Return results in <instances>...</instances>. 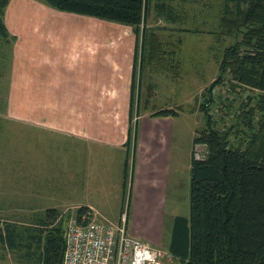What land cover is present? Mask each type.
Wrapping results in <instances>:
<instances>
[{
	"label": "crops",
	"instance_id": "obj_1",
	"mask_svg": "<svg viewBox=\"0 0 264 264\" xmlns=\"http://www.w3.org/2000/svg\"><path fill=\"white\" fill-rule=\"evenodd\" d=\"M3 21L13 38L9 41H12L11 66L5 89L8 119L27 132L28 139L29 135H36L37 149L51 147L59 136H66L74 149L82 147L83 152L88 153L86 157H92L84 173L85 181L78 186L74 177L77 170L71 165L59 192L63 191L71 200L82 187L85 203L73 205L75 209L91 210L99 223L112 222L98 207L119 201L125 189V160V167L128 164L124 154L131 145L132 210L145 223L162 222L163 218L164 223H170L167 242L158 243L155 248L171 253L173 222L177 217L189 216L175 210L165 218L163 212L167 200L175 203L184 200L185 203L195 135L191 137L188 159L184 160V166H179L169 149L179 115L167 117L146 113L167 111L166 93L162 95L156 89L153 99L161 95L157 99L159 107L156 104L151 107L154 105L152 98L146 97L140 102V92L136 91L140 85L139 71L141 69L143 74L145 67L151 69L156 57H147L151 43L145 44L144 49L143 44H137L131 27L58 12L39 0H9ZM138 51L145 60L140 62L135 54ZM141 110L144 115L140 114L134 130L130 123L132 112ZM116 153L119 155L117 166L122 168V183H106L107 187L101 183L97 185L93 177L110 171ZM48 156L52 160L53 153L49 151ZM28 165V162L21 165L23 171ZM91 165L94 166L92 170ZM36 172L39 174V169ZM43 175L49 176V172ZM54 176L50 174L47 179L49 187V180H54ZM23 185L26 193L31 192L27 180ZM42 186L36 185L33 190L39 192ZM60 196L51 206L59 212L58 207H67L63 205L66 200H60ZM50 201L54 202V198ZM173 258L181 264L178 258Z\"/></svg>",
	"mask_w": 264,
	"mask_h": 264
},
{
	"label": "trees",
	"instance_id": "obj_2",
	"mask_svg": "<svg viewBox=\"0 0 264 264\" xmlns=\"http://www.w3.org/2000/svg\"><path fill=\"white\" fill-rule=\"evenodd\" d=\"M39 1L58 12L131 27L136 37L151 9L150 0ZM224 1L218 35L233 42L221 53L215 83L222 85L228 73L231 90L248 87L258 94L240 104L237 125L219 129L208 112L214 102V84L205 92L211 98L199 106L205 128L193 139V147L204 146L205 153L197 159L192 152L189 217L173 222L170 254L181 264H264V0ZM8 3L0 0V42L4 43L13 40L3 21ZM164 7V2L156 0L153 9L173 21L171 13L164 14ZM146 38L141 43L144 49ZM155 40L154 36L147 57L155 56ZM155 115L176 113L167 110ZM87 211L79 208L75 215ZM42 217L23 223L0 219L1 259L8 252L20 264L33 256L38 264H61L65 219L55 209H47Z\"/></svg>",
	"mask_w": 264,
	"mask_h": 264
},
{
	"label": "rangeland",
	"instance_id": "obj_3",
	"mask_svg": "<svg viewBox=\"0 0 264 264\" xmlns=\"http://www.w3.org/2000/svg\"><path fill=\"white\" fill-rule=\"evenodd\" d=\"M150 1V14L143 26L139 28L136 40L137 44L140 45L143 43V39L147 37L146 44L148 45L155 36L157 46L154 55L156 57L153 60L151 69L148 70L143 67V74L140 69V85L136 91L140 92L141 103L146 97L153 99L157 91L160 94L166 93L167 108H169L167 110L173 111L176 116L179 115L178 117H180L176 120L173 137L170 139L172 143L169 146L170 154H173V161L178 160V165L184 166V160L188 159L189 155L187 154L192 146V142L190 143L192 135H196L205 128L206 121L203 113L199 110V106L204 100H211L205 92L212 84H214V87L212 88L213 95L211 97H213L214 102L208 112L211 122L219 129L237 125L238 107L242 102H246L249 97H255L258 93L248 87H237L235 90H231L228 73L224 74L225 78L222 85H216L215 83L219 78L221 53L224 48L233 42L232 38L228 36L218 35L220 30L219 18L225 7L224 0H161L165 3L164 14L171 13L170 16H173V21L166 20L163 15L158 16L153 9L156 0ZM11 46L12 41L0 42V219H11L22 223L29 219L33 221L43 219L42 216L45 211L52 208L53 203L58 200V195H62L59 199L66 200L63 205L67 207H58L57 209L61 210L62 218L65 219V223H63V228H65L67 220L76 216V210L78 209H75L73 205L85 203V198L82 187L81 189L79 187L71 200L66 198V193L59 192V190L62 188L63 181L67 179L66 173L70 172L71 165L77 170L74 177H76V182L80 186L86 179L84 173L88 170L89 160L92 157H86L88 153L83 152L82 147L74 149V146L69 144L66 136H59L58 141L50 144L51 147L43 146L37 149L36 135H29L28 139L27 132H23L17 123L8 119L7 108L5 109L7 100L5 89L8 84L11 66ZM135 54H138L137 57L140 58V62L146 59V57H142L141 51ZM137 75L139 73H136ZM161 87L164 88L158 90ZM160 94L155 100L153 99L154 105H151V107H154L155 104L159 107L160 101L157 99L161 98ZM219 97L223 99L222 103ZM132 113L130 123L133 127L140 114H143V110L140 112L133 111ZM146 113L155 115L157 112ZM49 151L53 153L52 160H49ZM192 152L195 153L197 159H201L205 153V147L201 145L194 146ZM132 153L130 145L124 154V159L127 158L128 164L125 167V160V189L119 201H115L114 205L110 204L107 207L104 205V207H98V209L100 208L101 213L109 216L107 218L112 222L107 223L120 225L124 221L126 232L131 237L135 236L134 239L146 241L155 247L158 243L167 242L170 223H164V218L161 219L162 222L152 220L145 223L140 221L132 210V200H130L132 197ZM118 159L119 155L116 153L110 171L107 174L104 171L100 175L95 174L92 181L97 185L101 183L103 186L104 184L106 187L108 183H122V168L117 166ZM26 162L29 165L23 171L21 165ZM91 168H94V166L91 165ZM38 169L39 174L36 172ZM48 172L49 176L55 174L54 180H49L51 187L47 184L49 176L43 175ZM126 173L128 176H126ZM25 180L29 182L32 188L31 192L26 193L24 191L23 186L25 185L23 183ZM39 184H42L45 189L42 186L39 192L33 190V187ZM50 190L51 192H49ZM37 195L40 197L39 199L35 198ZM51 197L54 198V202L50 201ZM170 202L167 200V208H164L165 218H169L168 214L175 210L180 211L181 215L187 214L189 216V192L185 198V203L184 200H179L177 203ZM27 223L23 225H32ZM35 251L34 247L33 252ZM35 258L36 256H33L32 261L26 264H38ZM0 264L20 263L14 255L7 252L4 253L3 259L0 257Z\"/></svg>",
	"mask_w": 264,
	"mask_h": 264
},
{
	"label": "built area",
	"instance_id": "obj_4",
	"mask_svg": "<svg viewBox=\"0 0 264 264\" xmlns=\"http://www.w3.org/2000/svg\"><path fill=\"white\" fill-rule=\"evenodd\" d=\"M61 264H180L167 252L127 235L120 225L99 223L91 210L70 217Z\"/></svg>",
	"mask_w": 264,
	"mask_h": 264
}]
</instances>
